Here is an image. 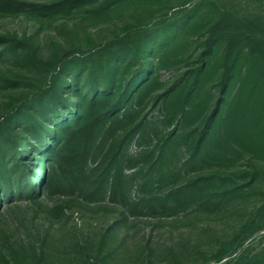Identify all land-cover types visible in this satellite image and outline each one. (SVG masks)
Listing matches in <instances>:
<instances>
[{"label": "rangeland", "instance_id": "1", "mask_svg": "<svg viewBox=\"0 0 264 264\" xmlns=\"http://www.w3.org/2000/svg\"><path fill=\"white\" fill-rule=\"evenodd\" d=\"M124 2L97 15L92 9L98 1L55 17L0 15V35L27 39L34 48L30 52L37 58L31 64L9 52L0 55V76L23 81L17 88L0 90V115L36 97L33 95L48 80V70L66 52H88L107 44L110 52L118 45L114 39L125 38L129 29H157L179 22L186 15L195 24V33L183 39L188 44L166 54L150 95L128 108L133 117L126 119V127L117 135L120 143L127 132L144 123L122 149L127 205L112 201L109 194L89 198V191L93 190L85 186L86 190L75 179H68L73 182L72 187L61 180L53 189H47L45 176L37 199L17 197L5 199L0 205L2 264L6 259L28 264H216L242 257L246 262L264 249V184L252 193L221 195L209 206L193 204L168 213L147 208L151 195H164L200 175L226 172L217 170V164H186L191 153L184 142L186 134L203 126L215 108L221 71L206 81L200 97L201 101L207 100L206 115L194 125L183 126L179 120L164 122L165 113L159 108L158 97L186 72L199 67L206 41L212 37V27L248 29L264 38V0ZM204 3L208 4L201 8ZM144 126L154 135H146ZM174 130L177 137L162 148L166 136ZM198 139L199 135L194 136L192 144ZM112 143L111 140L101 148L98 144L92 146L91 158L80 174L83 180L95 169L99 173L106 167ZM39 165L37 162L35 167Z\"/></svg>", "mask_w": 264, "mask_h": 264}, {"label": "trees", "instance_id": "2", "mask_svg": "<svg viewBox=\"0 0 264 264\" xmlns=\"http://www.w3.org/2000/svg\"><path fill=\"white\" fill-rule=\"evenodd\" d=\"M97 1L92 9L94 15L126 3V0L50 3L0 0V15L55 17ZM190 21V15H186L179 22L157 29H129L125 38L114 39L118 45L110 52L109 44L88 52L82 49L66 52L48 70V80L33 95L36 97L0 115V205L5 199L17 197L37 199L47 176V189H53L61 180L72 187L73 182L68 179H75L85 189L93 190L89 191V198L109 194L112 201L126 206L122 149L144 123L127 132L120 143L117 135L126 119L133 117L128 108L137 101L143 102L157 85V73L166 62V54L188 44L183 39L195 33V24ZM211 30L212 37L206 41L199 67L186 72L158 97L159 108L164 110V122L179 120L183 126L194 125L206 115L207 100H200L205 83L212 74L221 71L217 82L220 96L215 108L203 126L186 134L184 142L191 153L186 164H217L220 167L217 170L226 172L200 175L164 195H151L147 208L153 212H175L193 204L209 206L221 195L252 193L264 184V38L248 29L235 30L231 26ZM0 46V55L9 52L28 63H36L37 58L30 52L34 48L27 39L0 35ZM21 80L0 76V90L17 88L23 84ZM143 131L148 136L154 135L149 127L144 126ZM197 135L198 141L192 144ZM176 137L175 130L169 133L162 148ZM111 140L113 146L106 167L99 173L95 169L83 180L80 174L91 158L92 146L98 144L101 148ZM243 259L216 264H264V249L246 262ZM3 264L28 262L6 259Z\"/></svg>", "mask_w": 264, "mask_h": 264}]
</instances>
